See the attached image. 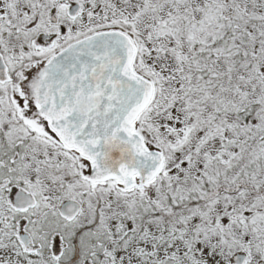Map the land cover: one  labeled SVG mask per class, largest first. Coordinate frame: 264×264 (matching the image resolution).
Here are the masks:
<instances>
[{"label":"snow or ice","instance_id":"snow-or-ice-1","mask_svg":"<svg viewBox=\"0 0 264 264\" xmlns=\"http://www.w3.org/2000/svg\"><path fill=\"white\" fill-rule=\"evenodd\" d=\"M0 264H264V0H0Z\"/></svg>","mask_w":264,"mask_h":264}]
</instances>
